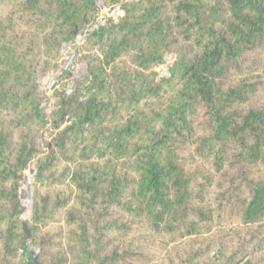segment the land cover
<instances>
[{
  "label": "trees",
  "instance_id": "obj_1",
  "mask_svg": "<svg viewBox=\"0 0 264 264\" xmlns=\"http://www.w3.org/2000/svg\"><path fill=\"white\" fill-rule=\"evenodd\" d=\"M0 264H264V0H0Z\"/></svg>",
  "mask_w": 264,
  "mask_h": 264
},
{
  "label": "rangeland",
  "instance_id": "obj_2",
  "mask_svg": "<svg viewBox=\"0 0 264 264\" xmlns=\"http://www.w3.org/2000/svg\"><path fill=\"white\" fill-rule=\"evenodd\" d=\"M101 7V6H100ZM123 12L121 11L120 5L117 6H112L110 8H99V13H98V19L96 21V24L99 20H102L103 22L111 19L113 21H117L120 17H122ZM96 24L83 30L79 35H77L75 39V44L74 46H68L64 45L61 49V58L59 61L58 69L51 72L48 76H46L43 79H40L38 81V87L41 92H44L48 98L49 101L48 103L44 104L43 107L45 109V113L47 115L50 114L53 105L56 102V98L53 97V93L56 90H59L61 86H65V92L68 93L69 89L72 87L73 82L78 79L79 77L83 76L86 72V66L87 63L86 61L82 58L80 54H77L74 52V49L83 42L84 36L86 33L91 32L95 27ZM75 54V58L73 62L70 64V67L68 69H64V67L69 63L71 56ZM173 55H167L164 58V62L156 67V72L158 74V78H167L168 77V68L171 65L173 61ZM66 73V79L62 82L58 80L56 75L59 73ZM55 82V84H54ZM54 87V89L51 91V88ZM45 139V134L43 135L41 140ZM47 139V136H46ZM29 174L26 175V182L25 186L22 188L24 189V206L26 207L27 210L22 214L23 218H28V212H29V205H30V194H31V187L29 188ZM30 191V192H29ZM28 252L31 253V255H36L38 253V250L34 247H28Z\"/></svg>",
  "mask_w": 264,
  "mask_h": 264
},
{
  "label": "water",
  "instance_id": "obj_3",
  "mask_svg": "<svg viewBox=\"0 0 264 264\" xmlns=\"http://www.w3.org/2000/svg\"><path fill=\"white\" fill-rule=\"evenodd\" d=\"M100 8L102 9L103 7L101 6ZM102 22H103L102 20H99V21H98V24H101ZM76 33H77V31H76ZM76 51H77V49L75 48V49H74V52H76ZM74 58H75V54H73V55L71 56V59H70L69 63H67V65L64 67V69H68V68L70 67V64L73 62ZM60 74H61V73H60ZM60 74L58 73V74L56 75V77H58ZM54 84H55V82H54ZM53 89H54V87L51 88V91H52ZM30 208H31V203H30V205H29L28 217H29L30 214H31V212H30ZM24 212H25V209L23 210L22 214H23ZM22 231H23V235H24V237H25V240H26V241H29V240H30V231H29V229L27 228V226H26V224H25L24 221L22 222ZM24 256H25V259L28 260L29 257L31 256V253L26 252V253L24 254Z\"/></svg>",
  "mask_w": 264,
  "mask_h": 264
}]
</instances>
